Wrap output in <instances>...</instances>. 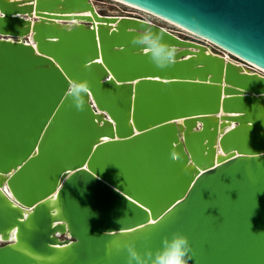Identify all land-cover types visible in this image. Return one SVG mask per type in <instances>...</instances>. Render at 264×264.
I'll list each match as a JSON object with an SVG mask.
<instances>
[{"label": "water", "instance_id": "1", "mask_svg": "<svg viewBox=\"0 0 264 264\" xmlns=\"http://www.w3.org/2000/svg\"><path fill=\"white\" fill-rule=\"evenodd\" d=\"M122 1L212 45L93 0H0V264H127L124 241L177 231L187 264H264V0ZM146 28L168 67L131 43Z\"/></svg>", "mask_w": 264, "mask_h": 264}, {"label": "clouds", "instance_id": "2", "mask_svg": "<svg viewBox=\"0 0 264 264\" xmlns=\"http://www.w3.org/2000/svg\"><path fill=\"white\" fill-rule=\"evenodd\" d=\"M131 43L142 49L146 47L151 61L157 68L164 69L176 59V48L169 44L161 33L150 28L133 35ZM90 86L86 79H73L68 95L77 110H83L87 105ZM162 244V248L155 251L151 248L141 251L135 241H124L120 246L127 251V264H187L191 259V244L183 232L172 233L170 237L163 239Z\"/></svg>", "mask_w": 264, "mask_h": 264}, {"label": "rangeland", "instance_id": "3", "mask_svg": "<svg viewBox=\"0 0 264 264\" xmlns=\"http://www.w3.org/2000/svg\"><path fill=\"white\" fill-rule=\"evenodd\" d=\"M95 3H96V6H97V10H100V12L101 13H104V14L115 13V12H117V13L118 12L119 13L121 12L122 13L123 12V13H127V14L136 15V16L139 17L140 14L142 13V12L139 13L140 11L132 10L130 7H128L126 5H123V4H121V3L117 2V1H114V0H95ZM143 14H141V17H144L145 18V17L149 16V17H151V20L153 22H156L158 24H161L163 26H166V27H168L170 29H173V30H175L177 32L179 31L183 35H188L190 37H195V38H199V39H203L204 40V38L196 35L195 33L191 32V31H188L186 29L181 28L180 26H177L176 24H173L171 22L168 23V21L165 23V21H163L160 18H155L152 15H147V14H144L143 15ZM214 49L217 50V51L223 52V49L220 48V47L214 46ZM231 56H232V58L233 57L234 58H237L236 56H233V55H231ZM240 61H241V59H240Z\"/></svg>", "mask_w": 264, "mask_h": 264}, {"label": "bare ground", "instance_id": "4", "mask_svg": "<svg viewBox=\"0 0 264 264\" xmlns=\"http://www.w3.org/2000/svg\"><path fill=\"white\" fill-rule=\"evenodd\" d=\"M26 1H29V0H19V2H26ZM94 2H95V0H93ZM114 1H117V2H119V3H121V4H123V5H126V6H128V7H130L132 10H136V11H140L139 13H141V14H147V15H152V16H154L155 18H160V19H162L163 21H165V23L168 21V23L169 22H171V21H169V20H167V19H164V18H162V17H160V16H158V15H156V14H154V13H151L150 11H148V10H146V9H143V8H141V7H139V6H136V5H134V4H131V3H128V2H125V1H122V0H114ZM95 8L97 9V6H96V3H95ZM130 9V10H131ZM141 14H140V16L139 17H141ZM143 14V15H144ZM141 18H143V19H145V20H148V21H151V22H153L152 20H151V17H149V16H147V17H141ZM156 23V22H155ZM171 23H173V22H171ZM173 24H175V23H173ZM159 25H161V24H159ZM177 25V24H176ZM161 26H163V25H161ZM177 26H179V25H177ZM165 29H168V30H172V31H175V30H173V29H170V28H168V27H166V26H163ZM181 27V26H180ZM179 27V28H180ZM181 28H183V27H181ZM180 28V29H181ZM183 29H185V28H183ZM187 30V29H186ZM189 31V30H188ZM179 32V31H178ZM180 33V32H179ZM182 34V33H181ZM196 36V35H195ZM206 40V41H205ZM204 42H209V43H211L210 45H212V42H210L209 40H207V39H205L204 38V40H203ZM207 42V43H208ZM222 54L225 56V57H227L228 59H231V60H233V61H236V62H238V63H240L241 65H244V63L242 62V61H240V59H238V58H232V56L230 55V53L228 52V51H226V50H223V52H222ZM252 67H254L253 69H256V70H258V68L256 67V66H252ZM230 125H231V123H230Z\"/></svg>", "mask_w": 264, "mask_h": 264}, {"label": "snow or ice", "instance_id": "5", "mask_svg": "<svg viewBox=\"0 0 264 264\" xmlns=\"http://www.w3.org/2000/svg\"><path fill=\"white\" fill-rule=\"evenodd\" d=\"M0 15H2V14H0ZM5 191H7V189H5ZM9 195H11V193H9ZM11 235H12V239H16L15 231H13Z\"/></svg>", "mask_w": 264, "mask_h": 264}]
</instances>
